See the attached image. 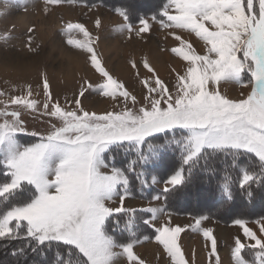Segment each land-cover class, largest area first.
<instances>
[{"label": "snow or ice", "instance_id": "6c2138e0", "mask_svg": "<svg viewBox=\"0 0 264 264\" xmlns=\"http://www.w3.org/2000/svg\"><path fill=\"white\" fill-rule=\"evenodd\" d=\"M78 2L43 0L44 13L49 6ZM115 11L124 20L116 31L129 33L128 39L133 32L137 37L149 33L151 20L162 29L194 34L203 42L204 54L170 31L168 35L179 42L170 51L187 67L182 74L176 72L170 87L144 58L143 68L151 77L140 80L146 94L136 107L137 96L99 56V37H93L85 24L69 21L61 28L66 45L86 54V63L101 82L84 79L74 100L62 106L42 71L43 103L32 98L31 85L20 95L0 100V241H29L14 254L27 257L30 250L39 258L34 264H117L121 258L126 264H146L135 247L150 237L140 238L136 213H150L151 219L143 220L150 225L163 209L138 210L125 207V201L132 196L133 175L141 187H147L146 177L160 168L158 161L163 162L169 149L178 156L159 176H151L152 184L163 185L153 200H167L198 173L209 183L216 181L225 205L234 200L237 190L251 198L254 185L264 189V0H166L158 14L139 18L136 28L127 9ZM101 23L96 18L95 28L100 29ZM27 31L33 33L34 27ZM75 33L83 39L75 38ZM0 38L7 40L9 34ZM31 42L29 35L25 46L35 54L39 46L32 47ZM128 63L137 69L135 60ZM222 82L250 91L230 98L221 92ZM89 92L122 101L124 106L99 114L88 111L82 98ZM6 95L0 91V97ZM17 109L50 118L47 129L30 132ZM118 150L126 154L122 162L116 160ZM117 197L118 206H110ZM115 214L125 218L122 228L116 221L119 235L108 228ZM208 218L200 215L186 227L201 233L210 243L209 257L221 264L213 229L201 228ZM233 223L244 238H234V264H264V218L255 221L259 234L244 219ZM185 230L170 222L155 228L154 241L171 264H189L179 244ZM245 249L251 250L250 258Z\"/></svg>", "mask_w": 264, "mask_h": 264}, {"label": "rangeland", "instance_id": "374dc122", "mask_svg": "<svg viewBox=\"0 0 264 264\" xmlns=\"http://www.w3.org/2000/svg\"><path fill=\"white\" fill-rule=\"evenodd\" d=\"M165 2L166 0H79L78 3L72 5L49 6V12L45 15L43 0H24L23 4L20 0H0V37L6 33L9 34L7 40L0 38V91L7 94L0 97V100H7L12 95H20L26 85H31L32 98L43 103L42 71L47 72L53 98L59 100L62 106L65 105L66 100H74L75 94L78 93L84 79H88L93 84L101 82L99 75L94 73V70L86 63V54L66 45L65 37L61 35L63 23L71 21L85 24L93 37H99L96 48L104 65L114 77L124 82L129 90L137 96L139 103L136 107H139L143 103V96L146 94V89L140 80L151 77V74L143 68L142 60L144 58H147L156 73L170 87L175 84L176 72L182 74L187 67L186 62L170 51L179 43L168 35L170 31H176L177 34L192 43L199 54H204V44L194 34L180 30L162 29L158 23L151 20H149L150 32L142 34L141 37H137L133 32L131 38L128 39L129 33L116 31L124 24V20L116 13L115 9H127L130 22L136 28L139 26V18L147 19L158 14ZM96 18L102 22L100 29L95 28L94 21ZM29 27H34L33 33H28ZM29 35L32 36L31 46H39L35 54L28 52L25 46ZM74 36L77 39H83L79 33H75ZM130 59L136 61L137 69L131 68L128 63ZM220 90L230 98L238 99L241 98V93L246 95L250 88H244L235 83L222 82ZM82 100L86 110L95 111L98 114L108 110L119 111L124 106L122 101H111L91 92L87 93ZM71 106L74 107V105ZM128 106L131 107L132 105L129 103ZM17 110L21 111L22 118L30 132L47 129L50 118L23 109ZM26 139L35 140L33 137ZM21 142H24L23 138ZM154 143H160V141H154ZM145 149H147V145H145ZM175 153L171 149L163 153V162L158 161L160 168L153 170L146 177L147 187H141L133 175L132 196L126 199L125 207L138 210L149 207L162 208L163 212L158 214L157 219L150 224L153 228L169 222L171 226L185 227L186 230L180 234L179 244L189 264H215V258L209 257L210 243L205 241L200 232L186 227L192 225L196 217L208 216V219L202 221L201 228L213 229V234L217 239L218 255L222 263L223 257L228 260L234 238L240 236L244 240L242 229L235 225L233 220L244 219L247 226L259 234V225L255 221H259L261 218H245L246 215L251 216L254 213L249 209L250 206L246 202L243 203L239 194H246L239 190L236 191L234 197L235 200L239 199L240 201L241 199V204H234L236 206L230 209L232 212H244L243 215L239 214L237 218H232L228 213L221 212L229 204L222 205L220 209L208 201L206 192L195 187H189V189L181 187L169 194L167 200H153L152 197L160 193L163 185L162 183L152 184L151 176H159L160 170L166 164L175 161L177 157L173 155ZM125 158V152L118 150L116 160L122 162ZM127 158L131 159V157ZM253 188L254 191L259 189L255 185ZM213 189L216 190V183ZM175 197L178 198V201H174V203L176 202L175 205L178 206L175 208L177 211L165 210V205L171 206L173 204L171 199ZM247 198L249 201H253L252 209L254 211L262 209L261 207L264 205L262 198L257 199L254 195ZM256 199L257 201H254ZM118 204L119 198L117 197L115 203L110 206H118ZM242 205L245 206L246 210ZM207 211H210V214ZM211 213L217 217H222V219L213 218ZM115 217H118L119 225L123 226L125 218L121 214H115L110 218V221L116 222ZM136 217V223L139 225L143 223V220L151 219V214L138 211ZM25 241L24 239L11 242L0 241V264H23L24 260L26 264H33V261L39 259L34 257L31 251H28L27 257H17L14 254L20 244H24ZM245 250H247L245 255L250 258L251 250ZM135 251L146 264H171L170 258L164 253L162 246L154 241V236L137 245ZM228 251H230L229 254H227ZM20 259L21 263H17ZM117 264H126V261L121 258Z\"/></svg>", "mask_w": 264, "mask_h": 264}, {"label": "trees", "instance_id": "16d2710c", "mask_svg": "<svg viewBox=\"0 0 264 264\" xmlns=\"http://www.w3.org/2000/svg\"><path fill=\"white\" fill-rule=\"evenodd\" d=\"M175 157L176 156H178V154L177 153H175V154H173ZM177 158V157H176ZM216 183V181L215 180H213L211 183H209L208 182V180H207V177L206 176H204L203 174H200V173H198L196 176H195V178L193 179V181L191 182V183H189L188 185H187V187H183V188H188L189 189V187H195V188H197V189H201V190H203L204 192H206V197L208 198V201H211L212 202V204L213 205H215V206H217L218 208H222V205L223 206H225V204H222L223 202H222V200H221V196H220V193H218V191H216V190H214L213 188H214V184ZM184 189V190H185ZM262 190L263 189H258V190H256V191H254V196L255 197H257V199H259V198H262L263 200H264V191L262 192ZM190 191V190H189ZM185 193H187V192H185ZM184 193V194H185ZM263 194V195H262ZM240 195V197H241V199L243 200V203L244 202H246V204H248L249 206H250V208L249 209H251L252 210V213H254V215L253 214H251V216H248V215H246L245 216V218H251V219H255V218H264V205L261 207L262 209H260L259 211H254L253 209H252V200H250L249 201V199L246 197V195H243V194H239ZM241 199H240V201H239V199H236L235 200V197H234V200L233 201H231V202H229V205L228 206H226L225 208L226 209H224V211L223 210H221V212H225V213H228L229 215H231L232 216V218H237L238 217V215L239 214H241V215H243V211H235V212H232V211H230V209H231V207H233L234 208V206H236V205H234V204H241ZM257 199L256 200H254V201H257ZM173 200V201H172ZM171 201H172V205L170 206V205H165V209L168 211H177L175 208L176 207H178V206H176L175 205V203H174V201H178V198L177 197H175V198H173V199H171ZM243 206V205H242ZM244 207V209L246 210V208H245V206H243ZM179 212V211H178ZM207 212H209V214H210V211H207ZM211 216L213 217V218H216V219H222V217H217L214 213L212 214L211 213ZM116 218V220H117V218L118 217H115ZM121 228H122V225L120 226ZM109 231H110V233L111 232H115V234H117V235H119L120 234V232H119V229L117 228V224H116V222H112V221H109ZM154 233H155V231L153 230V229H151L150 228V226L149 225H144L143 223L142 224H139V231H138V234H139V236H140V238L141 239H143V237L145 236V235H147V236H149V237H153L154 236ZM29 243V241H25V246L27 245ZM21 245V244H20ZM30 251V250H29ZM247 250H245V252H246ZM249 252V251H248ZM245 254V253H244ZM31 257V256H30ZM21 261V259L20 260H18L17 261V263L19 262V263H21L20 262ZM33 264H34V261L32 262ZM22 264V263H21ZM23 264H26V262H25V260H24V262H23Z\"/></svg>", "mask_w": 264, "mask_h": 264}, {"label": "crops", "instance_id": "0c3cea01", "mask_svg": "<svg viewBox=\"0 0 264 264\" xmlns=\"http://www.w3.org/2000/svg\"><path fill=\"white\" fill-rule=\"evenodd\" d=\"M166 210V209H165ZM151 229H155L153 228L151 225H149ZM155 231V230H154ZM230 251H228L227 254H229ZM225 262V263H224ZM234 264V262L232 261V258H231V252H230V255H228V260L227 259H224V257L222 258V263L221 264Z\"/></svg>", "mask_w": 264, "mask_h": 264}]
</instances>
